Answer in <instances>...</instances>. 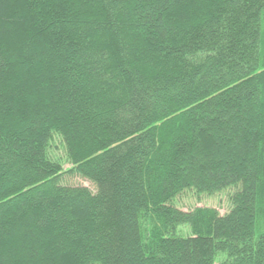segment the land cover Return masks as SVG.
<instances>
[{
    "label": "trees",
    "instance_id": "obj_1",
    "mask_svg": "<svg viewBox=\"0 0 264 264\" xmlns=\"http://www.w3.org/2000/svg\"><path fill=\"white\" fill-rule=\"evenodd\" d=\"M0 264H264V0H0Z\"/></svg>",
    "mask_w": 264,
    "mask_h": 264
},
{
    "label": "rangeland",
    "instance_id": "obj_2",
    "mask_svg": "<svg viewBox=\"0 0 264 264\" xmlns=\"http://www.w3.org/2000/svg\"><path fill=\"white\" fill-rule=\"evenodd\" d=\"M49 156L52 160H57L63 164L64 169H70L71 164L67 156V149L62 141L61 137L55 135L51 145L48 149ZM63 183L68 186H82L87 187L94 192L95 188L86 180L80 177L66 176L63 178ZM234 193V190H227L214 196L198 195L195 191H187L182 195L178 196L173 206L179 210L189 212L196 208H213L224 216L231 210L230 196ZM180 235L189 236V228L184 226L178 229Z\"/></svg>",
    "mask_w": 264,
    "mask_h": 264
}]
</instances>
